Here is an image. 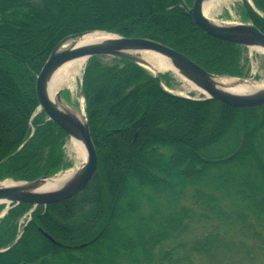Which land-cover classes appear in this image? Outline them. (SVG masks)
Here are the masks:
<instances>
[{
    "label": "trees",
    "instance_id": "1",
    "mask_svg": "<svg viewBox=\"0 0 264 264\" xmlns=\"http://www.w3.org/2000/svg\"><path fill=\"white\" fill-rule=\"evenodd\" d=\"M106 1L0 0V164L8 158L0 182L69 167V136L38 112L36 94L43 65L69 35L103 30L149 38L211 73L248 78V47L207 34L180 0H132L137 7ZM251 1L255 8L243 0L242 20L264 32V0ZM97 7L101 15L93 16ZM165 81L169 73L158 77L131 60L88 59L82 88L97 173L67 201L11 204L0 217V264H177L174 250L161 247L194 220L193 209L181 204L190 189L198 219H264V105L185 97ZM217 239L202 237L196 250Z\"/></svg>",
    "mask_w": 264,
    "mask_h": 264
},
{
    "label": "water",
    "instance_id": "2",
    "mask_svg": "<svg viewBox=\"0 0 264 264\" xmlns=\"http://www.w3.org/2000/svg\"><path fill=\"white\" fill-rule=\"evenodd\" d=\"M206 1L208 0H194L193 4L189 6L185 0H180L181 5L192 16L195 23L207 34L248 48L264 50V32L259 27L251 22H217L205 15L204 6ZM251 5L254 7L252 3ZM96 31L107 32L112 36L97 43L81 42L83 36L95 31L65 37L55 46L36 79L39 110L44 111L48 120L64 130L71 139H77L83 143L86 151L85 162L72 172L71 177L61 188L56 190H44L42 187L47 179H52L58 174L54 176L44 175L32 181H13L16 183L15 185H5L4 182L8 179L1 181L0 204L8 205L2 216L11 204L28 203L35 208L67 201L83 192L97 173L98 153L87 118L81 117L74 108L63 101L62 89L57 92L54 99L49 96V80L55 71L68 61L80 57L89 59L94 56H107L131 60L150 68L151 63L145 56L158 55L169 62L183 77L203 90V97L195 99H216L236 108H253L264 105V88L251 94L231 93L222 87L218 79L236 77L211 73L185 53L168 45L149 38L125 37L115 32ZM68 42H71L70 46L64 48ZM160 73L163 72L160 71ZM237 79L247 80L238 77ZM7 159L2 161L1 164ZM46 235L52 238L47 233Z\"/></svg>",
    "mask_w": 264,
    "mask_h": 264
},
{
    "label": "rangeland",
    "instance_id": "3",
    "mask_svg": "<svg viewBox=\"0 0 264 264\" xmlns=\"http://www.w3.org/2000/svg\"><path fill=\"white\" fill-rule=\"evenodd\" d=\"M215 1V0H213ZM249 3L253 2L248 0ZM116 5L122 3V0L115 1ZM129 7H137L136 1L130 2ZM106 5H112L113 0H107L104 2ZM254 5V4H253ZM242 6L243 0H229L228 2L221 3L216 11L212 12L210 18L220 23H239L244 22L242 20ZM102 7L93 9V16L101 15ZM129 9V8H128ZM127 9V10H128ZM105 13V11H104ZM103 31V30H102ZM71 42L65 44L64 48L69 47ZM249 57L250 73L247 80L251 82L262 84L264 83V53L256 48H248L246 51ZM88 60L83 67L82 74L77 77L76 89L71 91L68 88L62 89L63 101L67 102L78 113L82 112L84 117L85 113V97L83 93L82 83L85 68ZM151 73L158 74L151 68H147ZM169 73L170 82H163V86L180 95H186L192 98L203 97L202 93L190 90L185 81L179 78L175 73L171 71L163 72L162 74ZM237 78V77H236ZM239 78V77H238ZM38 112H40L38 107ZM87 118V117H86ZM71 138H67L63 151L65 158L69 162V167L58 173L65 174L73 172L83 165L85 162L78 153L70 145ZM14 181L12 179H8ZM18 182V181H14ZM193 190H187L181 204L190 206L195 213V218L190 222L189 228L178 239L168 240L165 245L161 247L162 250H174L175 256H178L177 264H264V219H255L252 216L247 218V222L239 219L236 214H233L231 218L225 220L214 219L208 220L206 218H199L200 208L192 198ZM6 206L3 212L6 210ZM30 213L28 214V218ZM22 220L20 231L28 219ZM216 233L218 235L217 241L210 245L207 250H196L200 239L208 234ZM160 247L159 250L160 251ZM174 248V249H173Z\"/></svg>",
    "mask_w": 264,
    "mask_h": 264
},
{
    "label": "bare ground",
    "instance_id": "4",
    "mask_svg": "<svg viewBox=\"0 0 264 264\" xmlns=\"http://www.w3.org/2000/svg\"><path fill=\"white\" fill-rule=\"evenodd\" d=\"M229 0H208L205 2L204 13L206 16L210 17L211 13L216 11L218 6L223 2H228ZM112 35L107 32L95 31L83 36L81 42L82 43H97L101 42L107 38H110ZM264 53L263 49H258ZM148 61L151 63V69L156 73L171 71L175 73L179 78L185 81L187 87L190 90L196 91L198 93H203V90L197 87L193 82L183 77L169 62L164 60L158 55H149V57L145 56ZM87 61V57H80L73 59L71 61L66 62L61 67H59L55 73L52 75L49 80V96L54 99L59 90L63 88H68L71 91H75L77 77L82 74L83 67ZM218 81L222 85V87L236 94H251L259 91L261 88H264V83L257 84L251 82L250 80H239L237 78H219ZM79 115L84 117L83 113L80 112ZM71 147L78 153V155L82 159H86V151L83 143L77 139H71L70 141ZM72 172H68L65 174H58L52 179H47L45 184L43 185L44 190H56L61 188L71 177ZM5 185H15L11 180L4 182Z\"/></svg>",
    "mask_w": 264,
    "mask_h": 264
}]
</instances>
